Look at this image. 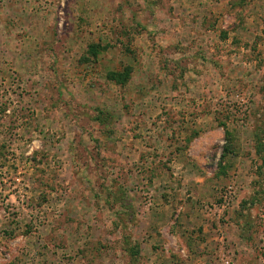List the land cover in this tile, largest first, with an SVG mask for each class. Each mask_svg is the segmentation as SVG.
I'll list each match as a JSON object with an SVG mask.
<instances>
[{
	"label": "rangeland",
	"instance_id": "rangeland-1",
	"mask_svg": "<svg viewBox=\"0 0 264 264\" xmlns=\"http://www.w3.org/2000/svg\"><path fill=\"white\" fill-rule=\"evenodd\" d=\"M256 136L264 0H0V264H264Z\"/></svg>",
	"mask_w": 264,
	"mask_h": 264
},
{
	"label": "trees",
	"instance_id": "trees-1",
	"mask_svg": "<svg viewBox=\"0 0 264 264\" xmlns=\"http://www.w3.org/2000/svg\"><path fill=\"white\" fill-rule=\"evenodd\" d=\"M95 48H99V47H93L92 46V48H91V52H92V55H93V57H96V52H95ZM110 78H112L113 80L115 79L116 80V78H118V80H120L119 81V83H124L125 81L124 80H122L121 81V78L122 77H117L116 75H110ZM256 138V140H257V147H256V150H257V154L260 156V157H263V155H264V145H263V143L261 142V140L259 139V136H256L255 137Z\"/></svg>",
	"mask_w": 264,
	"mask_h": 264
},
{
	"label": "crops",
	"instance_id": "crops-1",
	"mask_svg": "<svg viewBox=\"0 0 264 264\" xmlns=\"http://www.w3.org/2000/svg\"><path fill=\"white\" fill-rule=\"evenodd\" d=\"M157 11H159L160 9H156Z\"/></svg>",
	"mask_w": 264,
	"mask_h": 264
}]
</instances>
